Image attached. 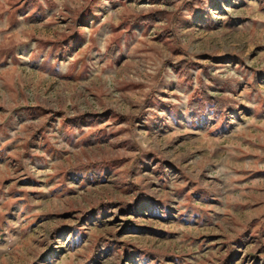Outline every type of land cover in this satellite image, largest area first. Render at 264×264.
Listing matches in <instances>:
<instances>
[{"label":"rangeland","instance_id":"1","mask_svg":"<svg viewBox=\"0 0 264 264\" xmlns=\"http://www.w3.org/2000/svg\"><path fill=\"white\" fill-rule=\"evenodd\" d=\"M0 264H264V0H0Z\"/></svg>","mask_w":264,"mask_h":264}]
</instances>
